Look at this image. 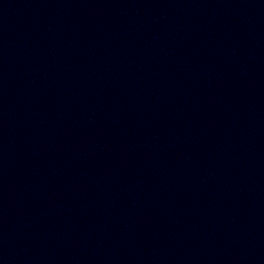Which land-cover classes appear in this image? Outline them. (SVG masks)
<instances>
[{
	"label": "water",
	"instance_id": "obj_1",
	"mask_svg": "<svg viewBox=\"0 0 264 264\" xmlns=\"http://www.w3.org/2000/svg\"><path fill=\"white\" fill-rule=\"evenodd\" d=\"M0 264H264V0H0Z\"/></svg>",
	"mask_w": 264,
	"mask_h": 264
}]
</instances>
